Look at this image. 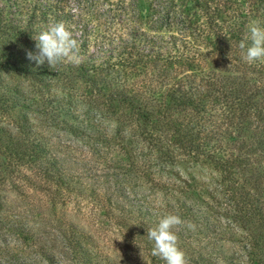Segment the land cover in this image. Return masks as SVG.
I'll return each mask as SVG.
<instances>
[{
	"label": "trees",
	"instance_id": "1",
	"mask_svg": "<svg viewBox=\"0 0 264 264\" xmlns=\"http://www.w3.org/2000/svg\"><path fill=\"white\" fill-rule=\"evenodd\" d=\"M69 1L31 0V27L43 19L73 23L76 16H86L82 13L89 0H73L72 13L66 10ZM90 1L98 5L95 17L107 25L101 29L96 24L95 39L102 38L94 44L99 47L97 54L87 55L84 24L81 36L73 37L78 56L93 63L62 62L51 70L47 64L38 67L26 55L35 51L36 43L32 38L31 43L24 41L27 28L6 27L0 19V210L7 200L5 185L13 182L11 178L18 180L20 175L14 173L23 165L43 171L48 181L57 184L59 192L63 190L57 197L62 204L82 195L73 188L74 173L55 153L60 142L51 137L54 128H66L74 135L70 142L75 148L82 145L98 151L112 141L135 153L138 161L142 158L140 169L145 174L155 176L160 171L153 173L154 167L167 166L165 179H153L166 194H175L177 164H212L221 172L219 186L223 183L213 191L224 193L244 223L259 228L251 235L247 255L264 264V61L246 63L239 47L251 21L264 24V0H227L225 7L220 0H147V11L140 0ZM105 4L111 7L104 10ZM118 13L126 16L124 23ZM178 22L183 25L181 36L164 37L163 31ZM196 42L202 43L199 47L208 45L213 54L195 47ZM5 74L35 82L23 90L2 83ZM105 123L114 129L104 127ZM132 213L150 215L151 220L174 213L197 222L209 215L197 216L193 208L168 201L157 213L136 205ZM36 230L31 229V239L39 241L44 254L60 245L65 255L71 251L72 243L64 239L54 243L57 238L50 240L48 231ZM183 241L181 249L190 253L191 263L234 264L222 253L186 248L193 242ZM84 242L86 249L79 258L83 264H93L98 257L91 242ZM7 253L0 246V264H38Z\"/></svg>",
	"mask_w": 264,
	"mask_h": 264
},
{
	"label": "rangeland",
	"instance_id": "2",
	"mask_svg": "<svg viewBox=\"0 0 264 264\" xmlns=\"http://www.w3.org/2000/svg\"><path fill=\"white\" fill-rule=\"evenodd\" d=\"M70 1L66 10L72 13L76 5L73 0ZM111 1L113 0H109ZM100 2L104 1L100 0ZM219 2L222 7L228 4L227 0ZM87 4H89L88 9L82 13L83 16L86 15L85 17L76 16V22L65 23L69 30H73L72 34L75 36H81V23L84 24L88 29L86 35L88 41H85V44H89L87 55H91V53L97 54L99 47L94 44L102 39L100 37L95 39L98 33L96 24H100L101 29L106 28L107 25L103 23V18L98 20L95 17L98 5L95 6L94 1L90 0ZM139 4L143 5L144 11H147L149 4L147 0H140ZM31 6V0H0V19L6 27H26L28 31L25 33L24 41L27 43H31V38L33 39L52 23L49 19H43L39 24L36 21L31 27L33 23ZM233 6L247 8V4ZM108 7L111 5L102 6L104 10ZM116 15L121 23L127 19L124 14ZM132 20L134 18L130 21ZM182 27V23H175L163 31V36L180 37ZM200 45L202 43L196 42L195 47ZM199 48L209 55L213 54V50L208 45L203 44ZM63 62L80 65L94 61L89 57L79 56L76 63L67 59ZM1 79L4 81L2 83H9L23 90L31 89V83L35 82L15 74H5ZM81 108L79 106L77 109ZM106 124L111 131L114 129L110 123H105L104 127ZM73 136L66 128H54L51 135L53 140L60 142L61 152L58 153L57 150L55 153L74 173L73 188L78 192L83 191L82 195L62 204L57 197L62 195L63 190L59 192L57 184L48 181L43 171L27 165L18 167L14 176L20 175V177L18 180L11 178L13 182L5 185V192L8 190L7 200L0 210V246L9 250L7 256L13 252L19 260L25 259L28 263H32V259H35L38 264H83L79 254L86 249L84 242L86 239L91 242V248L98 257L93 259V264H164L160 258L151 255L153 242L146 237L147 228L155 226L158 218L151 220L153 217L144 213L143 217H140L138 213H132V209L136 205L142 206L144 211L150 209L153 213H157L168 201L171 205L180 203L193 208L197 216L201 214L207 216L209 213L204 222L198 219V222L194 221L186 215L181 217L184 224L175 229L180 248L184 243L183 240L189 239V243L191 244V241L193 243L191 246L186 244V248L212 255L222 253L232 258L234 264H256L247 254L250 250L251 235L259 231V228L255 227L256 223L252 226L244 223L241 212L225 198L224 193L216 194L213 191V187L221 189L223 183L219 186L221 172L212 164L206 161L177 164L174 167L178 172L177 174L175 171L177 177L175 181H178L174 186L177 192L166 194L156 182H153V179L157 177L165 179L168 176L164 172L169 169L167 166L165 169L163 164L154 167L153 173L160 171L155 176L145 174L140 169L144 161L142 158L138 161L135 153L131 155V151L118 148L112 141L109 146L100 147L98 151L89 148L88 151L82 145L79 146L80 148H75L70 142ZM171 176L169 174V177ZM178 176L186 183L179 182ZM13 185L14 189L11 190ZM218 197H220L219 202H217ZM179 211L180 209L175 212L179 213ZM189 224L193 227H187ZM198 227L202 230L198 231ZM32 228L38 229L36 230L38 232L42 231L41 228L48 231L46 235H50V240L57 238L54 243L61 242V239L69 243L68 245L72 243L71 251L65 255L60 245L56 249H47L44 254L45 252L40 249L42 245L39 241L35 238L31 239ZM76 239L84 240L74 244ZM40 241L44 242V240ZM184 253L187 264H194L188 258L191 256L190 253Z\"/></svg>",
	"mask_w": 264,
	"mask_h": 264
},
{
	"label": "clouds",
	"instance_id": "3",
	"mask_svg": "<svg viewBox=\"0 0 264 264\" xmlns=\"http://www.w3.org/2000/svg\"><path fill=\"white\" fill-rule=\"evenodd\" d=\"M33 39L36 42L35 51H28L26 55L38 67L47 64L51 70L66 59L73 63L78 62V41L64 21L50 23ZM239 47L242 50V59L246 63L264 61V24L256 20L251 21L248 25V34L240 42ZM183 224L184 221L179 215L168 213L159 217L155 226L147 228L146 237L153 242L151 250L153 257L160 258L164 264H187L175 231ZM188 227L193 226L189 224Z\"/></svg>",
	"mask_w": 264,
	"mask_h": 264
}]
</instances>
